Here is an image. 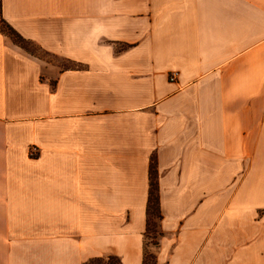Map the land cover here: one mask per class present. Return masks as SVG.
Returning <instances> with one entry per match:
<instances>
[{
  "label": "crops",
  "instance_id": "crops-1",
  "mask_svg": "<svg viewBox=\"0 0 264 264\" xmlns=\"http://www.w3.org/2000/svg\"><path fill=\"white\" fill-rule=\"evenodd\" d=\"M0 3V264H264V0Z\"/></svg>",
  "mask_w": 264,
  "mask_h": 264
},
{
  "label": "trees",
  "instance_id": "trees-1",
  "mask_svg": "<svg viewBox=\"0 0 264 264\" xmlns=\"http://www.w3.org/2000/svg\"><path fill=\"white\" fill-rule=\"evenodd\" d=\"M0 31L7 34L17 43H23L25 40L14 31L1 16L0 3ZM149 188L146 202V224L143 232V253L141 264H158L154 253L149 247H155L158 244V238L162 231L159 228V221L162 218L158 199L157 175L154 160L151 159L149 165ZM149 238L150 241H146ZM82 264H121V260L116 255H107L105 257L95 256L87 259Z\"/></svg>",
  "mask_w": 264,
  "mask_h": 264
},
{
  "label": "rangeland",
  "instance_id": "rangeland-1",
  "mask_svg": "<svg viewBox=\"0 0 264 264\" xmlns=\"http://www.w3.org/2000/svg\"><path fill=\"white\" fill-rule=\"evenodd\" d=\"M27 45V47L29 48V49H31L32 51H35V52H37V53H39V54H42L39 50H38V48L37 47H35L34 45H32V44H29V43H27L26 44ZM63 64L65 65V66H68V65H73L72 63H67V62H63ZM146 241H150V239L149 238H147L146 239ZM149 250H151L152 251V247H149L148 248Z\"/></svg>",
  "mask_w": 264,
  "mask_h": 264
},
{
  "label": "built area",
  "instance_id": "built-area-1",
  "mask_svg": "<svg viewBox=\"0 0 264 264\" xmlns=\"http://www.w3.org/2000/svg\"><path fill=\"white\" fill-rule=\"evenodd\" d=\"M173 77H174V76H173V74H172V75H170V79H173Z\"/></svg>",
  "mask_w": 264,
  "mask_h": 264
}]
</instances>
